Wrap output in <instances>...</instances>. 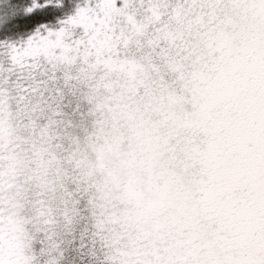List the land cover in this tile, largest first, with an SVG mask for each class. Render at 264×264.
<instances>
[{
    "label": "snow or ice",
    "instance_id": "6c2138e0",
    "mask_svg": "<svg viewBox=\"0 0 264 264\" xmlns=\"http://www.w3.org/2000/svg\"><path fill=\"white\" fill-rule=\"evenodd\" d=\"M205 2L212 0H0V93L34 96L42 106L41 125L73 158L82 137L92 130L88 86L78 83L71 71H59L57 63L70 62L69 51L103 29L118 57L122 44L134 48L119 66L148 65L150 79L141 81L145 90L159 88L171 102H179L172 74L180 72L192 49L178 43L180 33L171 23L189 30L201 24V14L189 13ZM232 2L245 12L239 30L241 56L223 70L211 96V103L224 104L217 121L223 133L202 155L188 152L182 162L187 168L199 159L209 180L199 189V203L188 206V192L172 172L155 202L174 200L180 215L173 222L181 226L192 224L197 212L213 209L215 231L196 229L163 251L120 248L118 234L104 231L105 218L91 189L81 184L73 193L77 199L66 196L57 209L63 232L42 233L44 239L33 245L31 256L0 258V264H264V0ZM240 183L243 191L233 198Z\"/></svg>",
    "mask_w": 264,
    "mask_h": 264
},
{
    "label": "clouds",
    "instance_id": "9594fccd",
    "mask_svg": "<svg viewBox=\"0 0 264 264\" xmlns=\"http://www.w3.org/2000/svg\"><path fill=\"white\" fill-rule=\"evenodd\" d=\"M189 14H201L202 23L191 30L171 23L180 33L178 43L192 49L180 72L172 74L179 102H171L159 88L145 90L141 81L150 79L148 65L119 66L134 48L122 44L118 57L103 29L83 47L71 49L70 62L57 63L59 71H71L78 83L88 86L92 130L82 137L73 158L41 125L42 106L34 96L0 93V258L22 260L44 239L42 233L63 232L57 209L66 196L77 199L73 193L81 184L91 189L105 218L104 231L118 234L120 248L163 251L196 229L215 231L213 209L197 212L192 224L181 226L173 222L180 215L174 200L155 204L172 172L188 192L187 205L199 203L208 173L199 159L187 168L182 162L188 152L202 155L223 133L217 121L224 104L211 103V96L223 70L241 56L242 7L232 0H212ZM73 183L77 187L70 190ZM242 191V183L237 184L233 198Z\"/></svg>",
    "mask_w": 264,
    "mask_h": 264
}]
</instances>
